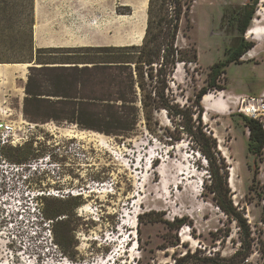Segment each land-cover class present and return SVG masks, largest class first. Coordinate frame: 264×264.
I'll use <instances>...</instances> for the list:
<instances>
[{
	"label": "rangeland",
	"instance_id": "obj_1",
	"mask_svg": "<svg viewBox=\"0 0 264 264\" xmlns=\"http://www.w3.org/2000/svg\"><path fill=\"white\" fill-rule=\"evenodd\" d=\"M29 1L0 0V18L4 7L7 12L3 22L7 30L0 31V64L30 63L23 69L5 66L0 74V119L12 122L16 136L26 139L16 145L0 144V264H215L207 258L234 264L243 257L238 264H264L263 255L255 253L257 238L251 230L254 226L263 249L264 147L255 157L248 152L249 131L239 115L243 97H264V4L257 0L243 34L253 47L240 62L224 67L218 82L225 88L208 89L211 99L207 104L201 100L203 126L216 140L226 199L249 225L246 238L214 199L207 161L189 138L184 135L173 142L157 131L158 125L152 124L154 132H149L143 121L122 136L65 120L63 111L77 100L49 95L50 90L71 91L69 84L80 76L73 78V71L63 69L41 76L30 68L39 67L37 61L17 60L19 52L1 42V34L25 32L33 16L35 48L53 47L41 44L59 38L70 45L62 47L117 46L110 40H130L122 39L130 33V8L118 0H32L30 12ZM182 1L185 13L177 45L191 54L192 49L196 61L178 62L170 86L181 104H190L207 84L210 66L224 58L239 34L230 23L231 15L252 2ZM133 4L145 13L147 3ZM144 26L143 20L134 22V43L141 44ZM250 27L254 36H246ZM61 53L43 52L41 59L61 62ZM30 73L38 75L41 97L53 103L39 109L38 120L23 113ZM93 91L99 96L103 90L95 84ZM155 117L161 126L170 125L163 111ZM16 147L26 152L24 163L12 160ZM76 195L81 199L75 209L60 204ZM44 207L72 213L68 225L56 227L58 238L53 224L65 216L48 220L41 214ZM245 241L249 245L243 247ZM238 250L243 252L230 260Z\"/></svg>",
	"mask_w": 264,
	"mask_h": 264
},
{
	"label": "trees",
	"instance_id": "obj_2",
	"mask_svg": "<svg viewBox=\"0 0 264 264\" xmlns=\"http://www.w3.org/2000/svg\"><path fill=\"white\" fill-rule=\"evenodd\" d=\"M251 2L246 3L231 15L230 23L235 25L239 34L234 37L232 46L226 49L224 58L210 66L207 84L195 94L194 99L190 100V104H181L176 98L177 94L170 86V80L178 62L196 61V53L192 49L191 54L190 50L181 49L177 45L179 24L182 14L185 13L182 0H148L147 22L141 44L35 48L32 34L33 16L27 24L25 32L11 36L7 33L1 34V42L3 46H13L19 52V55L16 56L17 60L37 61L34 63L40 64V66H31L30 68L38 70L39 75L42 72L47 75L45 71L54 72L63 69L73 71V78L80 76L78 80L73 79L74 83L69 84L71 91L60 93L58 90H50L49 95L77 100V103H68L69 109L63 111L65 120L83 124L88 129L122 136H126L140 121H143L149 132H154L152 124L158 125L157 131L161 130L162 134L173 142L180 140L184 135L189 138L192 147L196 148L207 161L211 191L218 206L228 215L233 216L244 236L249 238V225L233 207L231 201L226 199L228 189L224 185V177L220 173L222 165L215 157L216 140L206 132L203 126L201 100L208 89L225 88L218 82L225 71L224 67L230 62H240V57L253 47V43L244 39L243 36L253 18L257 0H251ZM29 6L31 12L32 0L29 1ZM186 8H189V5ZM3 9L4 12L0 18V31L5 32L7 29L3 22L7 19V12L5 7ZM57 50H62L64 61H43L41 59L43 52L52 54ZM34 56L35 59H33ZM56 63L67 65H57ZM37 76L30 73L25 83L26 96L23 100V113L29 120H38V112L42 106L53 105L52 101L41 97L42 86L38 82ZM95 84L103 90L99 96H95L93 93ZM161 111L165 113L170 123L169 126H161L159 119L155 117ZM239 115L249 131L248 152L255 157L261 153L264 147V130L256 119L241 113ZM52 118L59 119V117ZM173 142L171 143L173 144ZM10 156L15 163H24L27 160L24 149L17 147L13 148V154ZM256 174L257 170H254L253 181ZM80 199V195L69 196L60 204L75 209L80 205ZM41 214L44 218L53 221L58 216H65L63 219H57L53 224L52 232L57 238L59 234L56 227L68 225L72 215L66 209H48V207H44ZM262 218H264V205ZM60 236L64 238L63 234ZM62 242L60 241L59 244ZM243 244H245L243 247L249 245L246 241ZM241 252L243 251L238 250L230 260L235 259ZM207 260L208 263L224 264L213 258H207Z\"/></svg>",
	"mask_w": 264,
	"mask_h": 264
},
{
	"label": "built area",
	"instance_id": "obj_3",
	"mask_svg": "<svg viewBox=\"0 0 264 264\" xmlns=\"http://www.w3.org/2000/svg\"><path fill=\"white\" fill-rule=\"evenodd\" d=\"M241 112L246 116L259 121L264 130V97H243L241 100ZM14 128L12 122L0 119V144L12 143L16 145L17 143L21 144L26 140L24 137L16 136ZM247 221L250 223L251 219H248ZM262 225L264 228V223H262ZM251 230L253 235L257 238L256 246H258V248L254 247L255 253L260 254V256L262 254L264 259V232L262 236L263 249H260V243L257 241L259 237L256 235L255 227L253 226Z\"/></svg>",
	"mask_w": 264,
	"mask_h": 264
},
{
	"label": "crops",
	"instance_id": "obj_4",
	"mask_svg": "<svg viewBox=\"0 0 264 264\" xmlns=\"http://www.w3.org/2000/svg\"><path fill=\"white\" fill-rule=\"evenodd\" d=\"M120 4L124 5V6H128L130 8V14L128 16V18H131L132 21L130 23V33H128L127 35L125 34L124 36H122V39H125V38H129L130 36V40L129 39H125V41L123 43H118V42H115V39H112L110 40V44H115L117 46H120V45H128V44H137L134 43L135 40H134V37H135V32H134V22H138V23H141L142 20L146 26V17H147V8H148V3H147V7H146V10H145V13L144 11H138V9L135 7V5L131 2H128L127 0H118ZM144 26V27H145ZM144 33H145V30H144ZM40 38H41V42L40 43H43L44 40H43V37L41 35V32H40ZM117 38V37H115ZM35 42H38L36 41V37H35ZM39 43V42H38ZM77 44V43H75ZM78 45H84V44H79ZM41 46H53V47H62V46H70V45H67L66 42L63 41V39H58L56 41H53L52 43H43L41 44ZM224 105H226V102L224 103Z\"/></svg>",
	"mask_w": 264,
	"mask_h": 264
},
{
	"label": "bare ground",
	"instance_id": "obj_5",
	"mask_svg": "<svg viewBox=\"0 0 264 264\" xmlns=\"http://www.w3.org/2000/svg\"><path fill=\"white\" fill-rule=\"evenodd\" d=\"M131 2H133V3H137V4H139V5H146V3H147V0H131ZM260 2H261V4L263 5L264 4V0H260ZM254 34H255V30H254V28L253 27H250L249 29H248V31H247V33H246V36H254ZM143 33H142V35H141V37H140V39L142 40V38H143ZM256 36V35H255ZM30 65V63H11V64H5V66H10V67H14V68H16V69H23L25 66H27V65ZM2 65H4V64H0V74L1 75H3L4 74V69H3V67H5V66H2ZM218 94H222L223 93V91H218L217 92ZM211 99V94L210 93H206L203 97H202V102L205 104H207V102L209 101ZM206 106V108L207 109H210V107L209 106H207V105H205ZM232 174V176H233V173H231ZM232 182V181H231ZM130 224H132V223H129V225ZM132 226H133V224H132ZM130 235V234H129Z\"/></svg>",
	"mask_w": 264,
	"mask_h": 264
}]
</instances>
